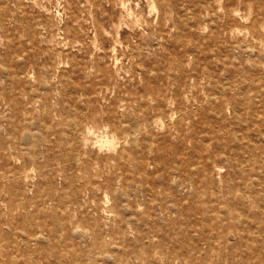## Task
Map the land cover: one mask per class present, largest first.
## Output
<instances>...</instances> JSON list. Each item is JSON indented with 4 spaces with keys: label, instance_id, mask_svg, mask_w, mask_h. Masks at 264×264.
Instances as JSON below:
<instances>
[{
    "label": "rangeland",
    "instance_id": "rangeland-1",
    "mask_svg": "<svg viewBox=\"0 0 264 264\" xmlns=\"http://www.w3.org/2000/svg\"><path fill=\"white\" fill-rule=\"evenodd\" d=\"M263 18L264 0H0V264H247L195 219L233 199L235 158L264 160Z\"/></svg>",
    "mask_w": 264,
    "mask_h": 264
},
{
    "label": "bare ground",
    "instance_id": "bare-ground-1",
    "mask_svg": "<svg viewBox=\"0 0 264 264\" xmlns=\"http://www.w3.org/2000/svg\"><path fill=\"white\" fill-rule=\"evenodd\" d=\"M179 122H181V120ZM137 127L139 128L137 123L133 125L134 131L132 130V135L134 141H137ZM62 133L64 134V131H62ZM107 143L113 145L114 141H107ZM149 150H151V147ZM130 160L136 162V165L141 167V165L136 161L135 156H131L129 158V161ZM246 163L249 164V168L245 170L244 174V164ZM87 165L88 163H83L82 167H84V169H88ZM231 165L236 168L235 173L238 174V181H236L237 184L231 183V179L228 180V192L233 195V199L222 201V197L213 192H211L210 195H207L206 199H208V201L203 207L202 215L198 216L196 215L197 213H194V215H196L195 220L198 222V224H200L199 226H196L195 232L207 246L205 249L207 253L223 254V248L226 246L225 243L229 241L230 237H233V239H237V242L240 243V247L235 246L233 248L232 246L229 250V252H233L232 255H242L248 257L246 259L247 264H264V210L260 209L255 213L251 212L252 208L254 207L255 198H258L264 202V179H262V177H264V173L260 175L255 173L256 167L264 171V160L258 161L254 159L250 160L235 158ZM174 178H176V176ZM208 182H211V180H208ZM125 199L126 198H124V200ZM214 200L220 202H214ZM233 200H237L242 205V210L239 211L233 208V203L237 202ZM222 203L228 207L226 208L227 211L224 214H221L220 212ZM262 206H264V204ZM211 212H214V214L208 215ZM215 238L218 240H224L225 243L215 245ZM177 250L186 251L187 253L190 252V249L177 248ZM191 250L197 252L196 250H198V247ZM255 256L257 257L253 260V257ZM246 260H244V263H246Z\"/></svg>",
    "mask_w": 264,
    "mask_h": 264
}]
</instances>
